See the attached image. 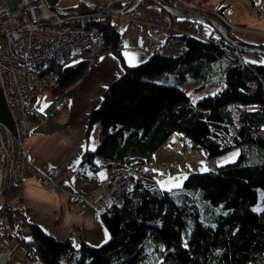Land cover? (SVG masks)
Masks as SVG:
<instances>
[{
    "label": "trees",
    "instance_id": "1",
    "mask_svg": "<svg viewBox=\"0 0 264 264\" xmlns=\"http://www.w3.org/2000/svg\"><path fill=\"white\" fill-rule=\"evenodd\" d=\"M45 1L57 8V0ZM162 1L176 6L174 0ZM146 3L152 1H140L137 9ZM83 9L82 4L64 8ZM90 27L102 38L94 59L68 55L37 72L54 76L55 94L79 81L101 56L119 61L122 73L89 113V125L99 128L101 162L94 163L97 152L89 150L83 162L108 174L136 160L152 164L155 144L170 133L187 137L193 149L203 152L205 164L234 149L239 155L214 169L189 173L171 192L152 184V166L146 177L137 169L129 190L99 211L108 239L98 247L45 233L24 212L21 183L13 185L1 193L0 251L17 246L29 264H264V209H252L257 190L264 188V139L253 138L264 124V56L227 44L228 55L215 43L182 34L174 37L175 54L156 50L131 67L123 60L121 36L110 16ZM238 55L245 61L239 62ZM223 58L230 63L223 88L194 103L179 87L149 78L171 74L209 80ZM0 122L12 124L1 92ZM175 162L186 165L183 159Z\"/></svg>",
    "mask_w": 264,
    "mask_h": 264
},
{
    "label": "crops",
    "instance_id": "2",
    "mask_svg": "<svg viewBox=\"0 0 264 264\" xmlns=\"http://www.w3.org/2000/svg\"><path fill=\"white\" fill-rule=\"evenodd\" d=\"M85 1L98 5L93 0ZM190 1L197 3L201 13L216 19L234 38L246 44L264 46V0ZM83 7L87 8L84 5ZM252 9H261L263 16L255 18L251 13ZM215 11H219L223 21L213 14ZM140 13L142 22L139 35H134L127 22H122L120 25V33L123 35L121 54L127 65L125 52L134 54L137 57L136 64H138L145 61L156 50L166 49L170 52L175 49L178 52L176 49H179V46L173 45L176 42L174 37L178 35L187 34L199 37L212 31V27L206 23L176 18L172 21L173 32L165 34L163 37H157L152 25L161 23L165 12L152 2L143 5L140 8ZM229 64H225V67ZM219 65L221 64H216L214 69ZM121 73L122 68L117 58L111 54H106L95 62H91L86 74L76 83L55 94L46 90L35 99L34 105L42 117V122L33 127L27 136L25 152L34 167L41 170L50 179L57 181L60 189L52 191V198L58 201L59 206L34 203L24 198L23 188L28 180L33 181L34 188L44 189L39 181L30 175L20 184L21 205L27 218L38 224L45 233L52 237H72L92 246L104 243V233L107 230L100 219V212L83 201L69 196L67 191L84 193L93 191L108 175L109 171L106 168L107 175L105 176L104 167H96L83 162L82 155L90 149L93 143L97 150L100 140L98 126L96 124L89 125V113L99 105L105 88ZM42 107L43 111H40ZM167 135L156 148L163 145L167 140L174 143L184 142L180 133ZM175 146L178 150L180 149V146ZM181 147L182 155L180 153L178 160L183 159L187 164L197 161L204 162L205 155L202 151H187L184 146ZM96 152L93 161L99 164L101 155L98 151ZM235 153H238V149L213 158L208 164L213 163L216 168L230 163L232 161H229L228 158ZM194 154H197L200 159L197 161L190 160L189 158ZM154 162L152 154V163L154 164ZM66 168L73 171V175L69 179L62 178V173ZM100 173H103L105 178H101ZM152 178V184L158 185L154 176ZM69 212L75 216L83 214L87 219H78L75 224L69 226L65 222V215ZM22 258L24 260L22 263L12 260L9 264H29L23 253Z\"/></svg>",
    "mask_w": 264,
    "mask_h": 264
},
{
    "label": "built area",
    "instance_id": "3",
    "mask_svg": "<svg viewBox=\"0 0 264 264\" xmlns=\"http://www.w3.org/2000/svg\"><path fill=\"white\" fill-rule=\"evenodd\" d=\"M140 0H104L97 12L75 11L64 15L60 9H50L45 0H1L0 3V91L8 109L11 126L0 122V196L11 186L22 183L26 176L36 178L46 190H59L57 181L40 175L25 152V139L31 129L42 122L34 102L38 95L55 87L52 75L38 77L37 72L54 61L64 60L66 56L94 59L101 47L102 38L93 30L90 23L110 16L114 31L120 33V25L127 22L134 35L140 34L142 16L137 9ZM190 11H199L197 3L190 0H175ZM134 9L126 15L108 13L110 9H122L134 3ZM255 18H261V9H252ZM213 14L223 21L221 15ZM157 37L172 33L174 30L171 16L165 14L161 23L152 25ZM205 42L226 51L227 42L216 32L200 35ZM123 44V36L120 37ZM244 62L242 56H237ZM253 138L264 139V124L259 125ZM184 163L180 165L183 166ZM175 164H172L174 166ZM176 166V165H175ZM139 169L143 176L151 173L150 164L142 163L111 171L107 177L90 192L67 194L83 201L95 210L101 211L116 198L126 193L132 184V177ZM73 175L70 168L62 173V178ZM17 246L8 244L0 251V264L9 259Z\"/></svg>",
    "mask_w": 264,
    "mask_h": 264
},
{
    "label": "rangeland",
    "instance_id": "4",
    "mask_svg": "<svg viewBox=\"0 0 264 264\" xmlns=\"http://www.w3.org/2000/svg\"><path fill=\"white\" fill-rule=\"evenodd\" d=\"M5 1L10 2V0H5ZM93 1L96 2L97 4H100L104 0L102 2L100 0H93ZM0 3H1V0H0ZM77 3H78V0H57L56 7L59 9L71 8V7L76 6ZM175 4H177V6H181L180 3H178V2H176ZM89 27L90 26H88V28ZM164 52L168 53L169 51L167 50ZM175 53H176V51L174 49L173 51H170L168 54H175ZM221 61H222V62H220L221 65H219L214 70V73L212 74V77H210L209 80H204L202 78H195V77H190V76H187L186 78H176L175 76H173L171 74L155 75V76H152L149 78L154 79V81L158 82V83L172 84V85L179 87L180 89H182L185 92V94L189 97L191 102L194 103L198 99H200L204 96L212 95V94L216 93L218 90H220L221 88H223V86H224V71L226 69L225 64H228L229 62L226 58H223ZM166 136H168V135L166 134L165 137ZM164 138H162L161 140H163ZM183 139H184L183 143H181V141L178 143H176V142L174 143L171 140H167L163 145L159 146L158 148H156V146L159 143H161V140L155 144V147L153 148V150L155 152L153 151V153H152L153 159L155 160V162H154L155 165L152 163V164H150V167L152 166V169L154 171L152 173V176H154L156 181H161V182L165 183L167 186H171L168 184L169 181H172L173 183H175L176 181L173 180V178H181L179 181L181 184L183 178L191 172L203 171L205 169H214L215 168L213 163L212 164H205V162H203V161H197L195 163H188V164L185 163L187 165L183 168L179 167L181 162H172V161L178 160V158L180 157V153H182L181 152V149H182L181 146H184L187 151H198V150H194L191 147L190 142H189L187 137H183ZM175 145L180 146V149L178 150ZM155 148H156V150H155ZM189 159L192 161H195V160H199L200 158L198 157L197 154H194ZM180 160H182V159H179L178 161H180ZM139 163H142V160H138V161L136 160L135 164L138 165ZM172 164L179 165V166H177V167L175 165L172 166ZM183 166H184V164H183ZM154 167H155V170H154ZM103 172L106 176L107 171L105 168H104ZM151 179H153V178H151ZM0 200H1V196H0ZM263 200H264V188H259L257 190V202L252 207V209L255 212H258V211H261L264 209ZM79 201H81V200H79ZM22 253L23 252H22L21 248H17L15 253L9 259H7L4 262V264H9V263H11L12 260L20 261L22 263L24 261L22 258Z\"/></svg>",
    "mask_w": 264,
    "mask_h": 264
},
{
    "label": "water",
    "instance_id": "5",
    "mask_svg": "<svg viewBox=\"0 0 264 264\" xmlns=\"http://www.w3.org/2000/svg\"><path fill=\"white\" fill-rule=\"evenodd\" d=\"M151 1L155 5L160 7L166 14L170 16H173L179 19L199 21V22H203V23L210 25L215 31H217L221 35L223 39L227 41L229 45L239 50L240 52L252 53V54L264 56V46H255V45H250V44H246V43L239 41L238 39L234 38L222 25H220L216 19H213L211 16H208L200 12L189 11V10H186L184 8L177 7L174 5H168L164 3L162 0H151ZM78 2L84 5L85 7H87L89 11L91 12H97L101 9L97 5L88 3L85 0H78ZM134 5H135V2L131 3L130 5H128L127 7L121 10L110 9L107 12H110L116 15H125L134 9ZM49 8L52 9L51 7ZM73 13L74 12H64V15H69Z\"/></svg>",
    "mask_w": 264,
    "mask_h": 264
},
{
    "label": "clouds",
    "instance_id": "6",
    "mask_svg": "<svg viewBox=\"0 0 264 264\" xmlns=\"http://www.w3.org/2000/svg\"><path fill=\"white\" fill-rule=\"evenodd\" d=\"M23 195L26 200L32 201L34 203H47L51 206H59L58 201L52 198L51 190L37 189L33 187V181L28 180L25 182L23 188ZM86 220L87 217L83 214L75 216L72 213H67L65 215V222L71 226L77 222V220Z\"/></svg>",
    "mask_w": 264,
    "mask_h": 264
},
{
    "label": "snow or ice",
    "instance_id": "7",
    "mask_svg": "<svg viewBox=\"0 0 264 264\" xmlns=\"http://www.w3.org/2000/svg\"><path fill=\"white\" fill-rule=\"evenodd\" d=\"M124 56H125V59H126L129 66H131V67L136 66L137 57L134 54H129V53L125 52ZM251 63H255V61H252ZM261 63L264 64V61H261ZM44 107H47V105H44ZM40 111H43V107L40 109ZM89 151H91V152L96 151V147H95L94 143L90 147ZM238 155H239V153H235V154H233V156L229 157L228 160L234 161L236 156H238ZM205 170H207V169H205ZM100 176H101V178H105L103 173H100ZM180 179L181 178H173V180L176 181L175 183H173L172 181H169L168 184L171 186H167L165 183H163L161 181H157V183L160 185L161 190L171 192L173 190V188H179L181 186L180 182H179ZM183 179H186V177H184ZM104 236H105L104 243H107V238H108L107 232L104 233ZM96 246L98 247L99 245H96Z\"/></svg>",
    "mask_w": 264,
    "mask_h": 264
},
{
    "label": "bare ground",
    "instance_id": "8",
    "mask_svg": "<svg viewBox=\"0 0 264 264\" xmlns=\"http://www.w3.org/2000/svg\"><path fill=\"white\" fill-rule=\"evenodd\" d=\"M48 7H49V6H48ZM0 92H1V91H0ZM51 92H52V91H51ZM25 140H26V139H25ZM38 170H39V169H38ZM39 171H40V172H39L40 175H42V176H44V177H48V176H47L45 173H43L41 170H39ZM26 177H27V176H26ZM26 177H25V178H26ZM51 191H53V190H51Z\"/></svg>",
    "mask_w": 264,
    "mask_h": 264
}]
</instances>
